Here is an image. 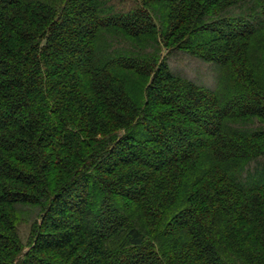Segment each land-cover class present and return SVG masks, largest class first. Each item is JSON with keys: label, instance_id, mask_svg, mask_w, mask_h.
Returning <instances> with one entry per match:
<instances>
[{"label": "trees", "instance_id": "1", "mask_svg": "<svg viewBox=\"0 0 264 264\" xmlns=\"http://www.w3.org/2000/svg\"><path fill=\"white\" fill-rule=\"evenodd\" d=\"M0 264H264V0H0Z\"/></svg>", "mask_w": 264, "mask_h": 264}, {"label": "rangeland", "instance_id": "2", "mask_svg": "<svg viewBox=\"0 0 264 264\" xmlns=\"http://www.w3.org/2000/svg\"><path fill=\"white\" fill-rule=\"evenodd\" d=\"M170 67L172 71L179 76L187 77L195 81V83L207 88H210V86L214 87L217 75L209 72L210 65L197 60H191V58L186 56H179L170 61ZM30 210L26 209L25 212L21 210L19 213L20 221L18 230L24 245L28 241L32 226ZM116 215L119 214H115V216Z\"/></svg>", "mask_w": 264, "mask_h": 264}]
</instances>
